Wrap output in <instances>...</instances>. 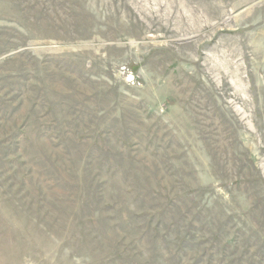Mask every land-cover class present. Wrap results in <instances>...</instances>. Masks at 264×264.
<instances>
[{"label": "rangeland", "instance_id": "obj_1", "mask_svg": "<svg viewBox=\"0 0 264 264\" xmlns=\"http://www.w3.org/2000/svg\"><path fill=\"white\" fill-rule=\"evenodd\" d=\"M0 264H264V0H0Z\"/></svg>", "mask_w": 264, "mask_h": 264}]
</instances>
